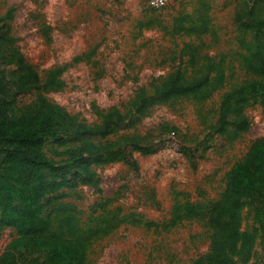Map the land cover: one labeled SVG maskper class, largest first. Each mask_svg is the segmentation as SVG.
<instances>
[{
	"label": "rangeland",
	"instance_id": "obj_1",
	"mask_svg": "<svg viewBox=\"0 0 264 264\" xmlns=\"http://www.w3.org/2000/svg\"><path fill=\"white\" fill-rule=\"evenodd\" d=\"M254 5L264 12V0H0V16L15 8L13 34L27 61L43 78L61 68L62 85L47 87L48 99L83 122L127 112L143 89L150 97L153 84L177 69L190 74L194 53L203 66H225L226 87L209 99L160 103L143 117L136 133L159 150L134 153L137 169L92 165L99 189L80 186L62 201L71 222L55 227L88 239L87 264H191L209 251L208 215L232 167L264 137L260 102L246 109L248 131L232 138L212 128L223 94L244 77L239 61L250 35L237 29L235 13ZM206 8L209 33L177 32L199 24ZM41 151L58 164L70 161L58 140L46 138ZM241 222L251 243L238 248L235 264H264V225L247 207ZM14 237L0 226V255Z\"/></svg>",
	"mask_w": 264,
	"mask_h": 264
},
{
	"label": "trees",
	"instance_id": "obj_2",
	"mask_svg": "<svg viewBox=\"0 0 264 264\" xmlns=\"http://www.w3.org/2000/svg\"><path fill=\"white\" fill-rule=\"evenodd\" d=\"M15 8L0 16V226L15 237L0 255V264H87L88 239L78 230L59 233L71 222V209L62 201L80 186L99 189L92 165L123 162L137 169L134 153H156L159 148L136 133L137 126L157 104L182 99L205 101L226 87L223 62L201 65L196 53L189 60L193 71L177 69L145 89L127 112L112 109L95 123L80 121L66 108L48 99L47 87L62 85L61 68L43 76L27 61L13 34ZM208 9L178 33L211 30ZM237 29L250 35L247 54L239 61L244 77L222 97L212 128L221 136L235 138L250 128L246 109L264 105V12L255 5L235 13ZM201 66V67H200ZM199 67V68H198ZM46 138L61 142L67 163L46 158L41 145ZM187 151L192 150L185 148ZM222 198L208 215L209 251L191 264H235L238 248L251 243L241 232V212L252 208L264 225V137L255 140L245 157L227 177Z\"/></svg>",
	"mask_w": 264,
	"mask_h": 264
}]
</instances>
